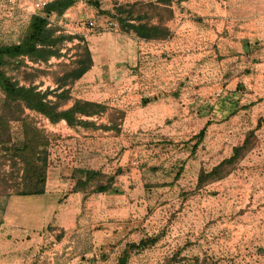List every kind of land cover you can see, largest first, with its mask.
<instances>
[{
    "label": "rangeland",
    "instance_id": "374dc122",
    "mask_svg": "<svg viewBox=\"0 0 264 264\" xmlns=\"http://www.w3.org/2000/svg\"><path fill=\"white\" fill-rule=\"evenodd\" d=\"M36 1L16 0L10 6L6 0H0V43L17 42L30 15L38 11L34 8ZM95 1L98 8L83 0L93 16L92 19L84 17L81 22L92 20L95 25L92 30H84V34L93 38V49L98 51L100 46H105L106 53L113 57L123 42L117 37L121 33L119 26L110 24L115 19L106 12H114L118 5L130 2ZM178 1L171 3L176 13L171 23L173 33L180 25L184 31L198 27V18L182 12ZM135 2L138 3L136 11H154L144 6L146 0ZM226 2L227 13L220 34L222 55L213 53L212 46L209 54L197 61L194 69L190 68L191 75H196L195 79L192 77L193 82L204 72L208 73L204 84L219 83L218 94L210 91L192 95L187 99L191 104L190 118L160 125L128 123L121 116L119 105L112 107L111 148L105 150L100 168L106 176L115 175L113 186L119 191L90 193V206L82 213L79 200L71 204L70 194L58 201L67 194L69 175L63 176L66 179L62 186L49 189L43 195H15L14 187L9 186L17 180L20 164L0 157V264H118L127 242H138L163 228L165 236L153 246L130 253L127 264H167L179 248L183 258L178 264H264V0ZM64 22L52 19L51 25L58 27V32L81 38L66 40L59 58L51 57L47 63L25 60L20 70H9L20 84L32 82L40 87L49 82L55 88L62 81L64 69L70 67L80 48L87 45L78 28H88L87 24L65 26ZM99 38L103 42H97ZM237 41L239 45L231 51ZM195 45V54H198L199 44ZM133 46L138 48L137 43ZM220 59H223L222 67L217 65ZM143 63L132 67L120 82H112L114 94L135 95L142 87L140 83L153 84L149 78L145 79L147 68ZM218 71L222 78L216 79ZM238 82H243V86L235 91ZM230 92H236L232 99H238L234 113H230L228 103L224 108L219 107L223 98L220 96ZM2 98L0 92V102ZM204 100L216 104L212 111H198L206 105ZM24 113L48 140L54 170L61 168L69 173L71 165L82 164L84 158L79 154L70 156V160L65 155L67 166L56 163L61 154L56 146L66 151L67 147L71 149L61 140L67 132L65 124L56 122L44 127L38 123L39 116H34L38 113L28 109ZM259 118L262 121L255 131L256 147L223 179L195 189L199 171H209L229 157L232 147L242 141L248 129L256 127ZM95 120L102 123L107 117L97 116ZM207 121L210 123L203 141L192 152L190 139ZM10 128L14 140L21 137L19 121L11 120ZM179 169L180 174L175 177ZM99 180L104 183L105 176L93 178L85 191L95 188ZM55 208L66 211L65 224H75L71 232L52 226L55 224L52 218L57 217L52 214ZM48 220L52 222L50 226H47Z\"/></svg>",
    "mask_w": 264,
    "mask_h": 264
},
{
    "label": "crops",
    "instance_id": "0c3cea01",
    "mask_svg": "<svg viewBox=\"0 0 264 264\" xmlns=\"http://www.w3.org/2000/svg\"><path fill=\"white\" fill-rule=\"evenodd\" d=\"M135 1L137 0H129L130 3ZM226 4V0H179L178 5L182 12L192 15L194 18H198L200 22L198 27L193 26L190 27L188 31H184L183 25H180L179 29H176V32L173 33L171 23L173 22L172 20H175L176 13L174 10L175 6L171 5L173 16L165 21V25L171 32L169 37L164 39L141 40L133 33L121 31L117 37L119 42L121 41L123 43L122 45L120 44L119 47L116 46L117 55L115 54L113 57H109L106 53L105 46L103 48L100 46L98 51L93 49V38L89 36V34H84V30H92L91 28H94L95 25L91 27L87 26L90 29L78 28V31L83 34L82 39L87 41V46L91 52L92 65L79 79H76L71 84L63 86L68 90L69 97L64 101L59 100V109L70 107L77 99L103 104L106 106V109L100 114L81 116L82 119L94 122V127H84L81 125L69 126L64 120L57 122L67 126V132L66 134H62L61 137L63 138L61 140L62 144L69 146L72 150H69L67 147L68 151H66L56 146V151L58 150V153L62 154L58 156V161L56 163L62 167L65 165L67 166L69 164L65 163L66 160H64V156L67 155L70 160L71 157L73 158L78 154L81 155V158H84V161H82L83 165H71L69 173L63 172L61 168H55L56 170H54L52 167L53 165L50 164L46 179L45 193H48L49 189H58V187L64 184L63 180L66 179L63 178V176L69 175L67 178V184H69L67 194H63L58 201L60 202L63 197L67 198L70 194V198L72 197V205H74V200H79L81 213L90 206L88 200L91 198V195L84 199L85 191H74L76 178H74L72 174L74 169L104 171L100 166L101 163L104 164L105 150L111 148V135L109 132L112 130V128H110L112 121L109 115L112 111V107H117V105H119L121 116L128 123L160 125L165 121L170 122L171 120H186V117L190 118L191 104L189 101L187 102V99L192 95L196 96V94L199 95L200 92L207 93L210 91L218 94L219 83L209 86H207L206 83L204 84V79L208 76V73L204 72H201V75L198 77L199 79L193 82L195 81L196 75H191L190 68L192 67L194 69L197 65L196 62L202 61L203 58L209 54L212 46L214 49L213 53L217 52L218 55H222L223 44L220 34L223 30L224 19L227 13L225 9ZM87 8L89 7L86 6L83 0H75L74 4L70 6L62 16L54 17L53 19L60 22L65 20V25L68 23L75 25L82 21L84 17L92 19L93 12ZM151 21L152 23L157 22L156 19H152ZM197 33L198 36L195 35ZM99 39L97 42H103L104 40L103 38ZM196 42L199 44L198 49L200 52H198V54H195L196 50L194 46L196 47ZM209 42L213 44L211 45ZM135 43L138 44V48L133 46ZM238 43V41L234 43L232 46L233 48L230 50L234 51L235 47L239 45ZM142 62H144L145 68L149 70L145 71V79L149 78L151 80L150 83L153 84L150 85L148 81L147 85H144L146 83L144 82L142 87L138 88L135 95L129 93L125 95L114 94L115 90L113 89L112 82H120L123 76L130 73L132 67L136 66L138 63L142 65ZM217 65L222 67L223 59H220ZM218 72L220 74L216 73V79L222 78L221 72ZM38 88L41 91L54 89L49 82H46L45 85ZM61 90L60 88L57 92ZM149 96H153L154 98L143 105L142 99ZM48 98L52 100L56 99L55 96L51 94L48 95ZM104 115H106L107 121L102 123L96 122L95 119L97 116L102 117ZM103 126H107L108 128ZM100 141H102L103 144H100ZM104 142H106V144H104ZM44 210L45 209H42L41 212H44ZM46 213L47 211H45V214ZM65 213V210H58L55 208L52 214H57V217L51 220L52 222L54 221L55 224H52V222L50 223V220H48L47 226L52 224V226L60 228L62 232H71L75 224H65L63 216Z\"/></svg>",
    "mask_w": 264,
    "mask_h": 264
},
{
    "label": "trees",
    "instance_id": "16d2710c",
    "mask_svg": "<svg viewBox=\"0 0 264 264\" xmlns=\"http://www.w3.org/2000/svg\"><path fill=\"white\" fill-rule=\"evenodd\" d=\"M142 1V0H141ZM144 6L150 7L152 13L136 11L137 2L130 4H120L114 12L107 11L113 19L118 22L122 32L133 33L138 39L152 40L164 39L171 35L169 28L165 25V21L173 15L170 8L174 0H146ZM75 0H50L44 6L38 9L29 17L28 24L14 43H0V92L3 95L0 102V157L11 160L13 163H19L17 180L9 187H14V194L19 196L42 195L46 191V179L48 169L51 164L50 153L47 148L48 140L45 135L36 128L33 121L25 115V108L37 111L45 115L51 123L64 120L69 126L81 125L84 127L95 126L94 122L82 119L81 116H92L100 114L106 109V106L100 103L77 99L74 103L66 108L59 109L60 101L67 99L68 90L63 86L73 83L79 79L92 65L91 52L85 44L80 48L77 57L73 60L70 67L64 69L60 77L62 81L58 82L53 90L41 91L37 85L32 82L29 84H20L13 76L9 74V70H20L25 66V60L32 63H47L51 57L59 58L62 56L60 50L66 40H72L76 35H67L58 32V27L51 25L52 19L62 16V14L74 4ZM96 8L99 7L95 0H88ZM152 19H156V23H152ZM243 86V82H238L235 91ZM62 89L57 92L58 89ZM236 92H230L227 96H220L222 101L219 107L224 108L229 104L230 113H234L238 108V99L232 97ZM51 94L55 96V100L48 98ZM152 97L142 99L145 105L152 100ZM219 99V98H216ZM206 105L201 106L198 111L213 110L215 103L209 104L204 100ZM17 120L21 125V137L14 140L10 128V121ZM261 119H258L255 128L248 129L242 141L232 147V153L229 157L222 159L214 165L209 171L200 170L197 178L195 189L204 185L218 181L227 176L237 165V163L257 145L256 129L261 126ZM210 121L191 137V151L203 141L206 129ZM108 128L107 126H103ZM179 169L175 177L180 174ZM76 178L74 191H85L86 186L93 178H101L105 176V182L100 180L91 191L84 193L86 199L92 192H108L119 191L113 186L115 175H104L101 171L89 169H74L72 174ZM12 189V188H11ZM7 193V191H6ZM166 234L163 228L159 232L141 238L138 242H127L118 258V264H127L130 253L140 251L144 248L153 246L159 242ZM182 249L179 248L170 257L167 264H178L181 257ZM185 259V258H184ZM201 262V261H200Z\"/></svg>",
    "mask_w": 264,
    "mask_h": 264
},
{
    "label": "built area",
    "instance_id": "2783aa9c",
    "mask_svg": "<svg viewBox=\"0 0 264 264\" xmlns=\"http://www.w3.org/2000/svg\"><path fill=\"white\" fill-rule=\"evenodd\" d=\"M15 1L16 0H6V3L7 4H9L10 6H13L14 5V3H15ZM48 0H37L35 3H34V8L36 9V10H38V9H40L42 6H44V4L47 2ZM78 25L79 24H87V26L88 27H91V26H93L94 25V23H93V21H87V22H78L77 23ZM110 24L113 26V27H115V28H117L119 25H118V22L116 21V20H112L111 22H110ZM66 26V25H65ZM139 84V83H138ZM138 84H136L134 87L135 88H137V85ZM142 84L143 83H140L139 84V86H142ZM25 109H27V108H25ZM28 110H30V109H28ZM31 111H33V112H36V113H38L37 115H34L36 118H38L37 116H39V118H38V123H42V125L44 126V127H48L49 125H51L52 123H50V121H49V119L45 116V115H43V114H41V113H39V112H37V111H34V110H31ZM39 120H40V122H39Z\"/></svg>",
    "mask_w": 264,
    "mask_h": 264
}]
</instances>
